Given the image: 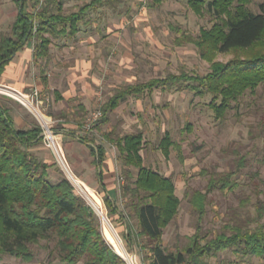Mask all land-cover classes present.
<instances>
[{"label": "rangeland", "instance_id": "374dc122", "mask_svg": "<svg viewBox=\"0 0 264 264\" xmlns=\"http://www.w3.org/2000/svg\"><path fill=\"white\" fill-rule=\"evenodd\" d=\"M89 2L91 0H56L62 15L78 12ZM33 3L34 0L28 2L27 11L33 10ZM101 3L102 6L86 13L85 21L79 25V32L73 39H51L47 57L38 61L43 64L50 58V50L56 46L70 45L69 50L77 55L78 60L85 59L91 64L89 68L97 71L100 82L98 98L87 112H76L81 118L76 123L83 131L87 117L93 112H101L92 131L85 134L97 145H105L111 157L116 156L119 177L124 178V184L126 172L135 174L136 171L123 166L118 158L116 139L141 134L143 139L139 154L143 165L170 178L180 202L176 217L163 231L162 245L174 251L184 247L188 238L196 232L203 245L219 235L231 236L236 228L253 231L264 224V214L257 218V207L264 206V83L244 91L237 101L230 102L229 110L216 117L209 105L212 97L197 95L190 90L193 82L184 81V76H205L214 63L226 64L264 54V45L260 43L249 50L227 53H210L207 50L202 58L194 41L202 29L209 30L217 22L216 18L222 16L207 11L197 14L187 0H102ZM41 4L43 1L39 0L37 8ZM261 4L264 5V0H250L245 8L257 14L261 12ZM16 15L17 8L12 0H0L1 34L10 35ZM34 44H38L37 40ZM208 54H213V57H207ZM68 55L73 58V55ZM150 81L160 84L150 92L128 96L116 108L107 111V121L100 123L104 117L102 108L110 98L125 86ZM43 97L45 100L46 97ZM0 98L4 106L10 100ZM46 102L42 110L53 120L54 131L59 134L62 121L58 114H51ZM27 115L37 127L33 117L28 112ZM64 117L66 120L74 118ZM166 135L173 145L168 155L164 156L158 146ZM41 145L52 159L54 175L65 178L74 193L91 209V201L98 207L126 251L123 222L103 203L105 193L99 187L93 192L80 184L86 193L84 196L67 178L52 152ZM63 155L72 174L66 155ZM225 175L230 176V183L220 189L221 182L217 178ZM195 192L205 194L201 216L190 204ZM128 200L126 198L122 204H115L134 230L136 220L128 207ZM97 217L102 231L103 221L100 216ZM137 242L142 243L141 240ZM31 250L33 259L30 262L0 255V264H63L56 258L53 242L40 241L31 246ZM133 250L126 253L134 255L135 264H148L144 260V251L140 253L137 245ZM203 264H264V256L246 254L239 246L206 256Z\"/></svg>", "mask_w": 264, "mask_h": 264}, {"label": "trees", "instance_id": "16d2710c", "mask_svg": "<svg viewBox=\"0 0 264 264\" xmlns=\"http://www.w3.org/2000/svg\"><path fill=\"white\" fill-rule=\"evenodd\" d=\"M12 1L17 15L11 24L10 35L0 33V76L13 56L29 41L37 40L35 56L38 59L46 58L51 39H73L79 32V25L85 21L86 13L103 5L102 0H91L78 12L62 15L56 0H42L39 8V0H34L32 12L26 10L31 0ZM249 2L187 0L189 7L197 14L207 11L223 17H217V22L209 30L202 29L195 39L194 44L202 58L207 50L210 53H227L249 50L260 43L264 45V5L261 4V12L255 14L246 10ZM53 9L55 11L52 12ZM212 55L208 54L207 57ZM184 81L193 82L190 90L197 95H210L212 100L209 105L215 116L220 117L230 109L231 101H237L244 91L264 83V54L226 64L214 63L205 76H184ZM158 83L150 81L125 86L102 108L104 117L100 123L107 121V111L116 108L128 96L150 92ZM39 133L35 125L26 131L16 130L0 98V255L30 262L33 259L31 246L48 241L53 242L56 258L63 264H126L104 239L98 217L74 193L71 184L65 178H60L56 183L49 181L48 166L28 153L29 147L41 143ZM142 139L141 134H130L115 142L123 166L136 171L135 174L126 172L121 190L122 198L129 199L128 207L136 220V228L133 230L125 221L107 193L103 198L110 213L117 214L123 222L126 251H134V245H137L140 253H146L144 260L148 264H203L204 257L239 246L246 254L264 256V224L253 231L236 228L231 236L219 235L203 245L196 232L181 249L171 251L164 247L163 231L176 217L180 202L175 196L171 179L143 165L139 154ZM79 140L88 146L96 165L100 166L105 157L104 148L86 137ZM172 145L166 135L158 148L167 156ZM217 179L221 182L220 189L230 183L229 175ZM204 199L205 194L195 192L190 201L199 216L203 214ZM257 214V218H261L264 206L257 207Z\"/></svg>", "mask_w": 264, "mask_h": 264}, {"label": "crops", "instance_id": "0c3cea01", "mask_svg": "<svg viewBox=\"0 0 264 264\" xmlns=\"http://www.w3.org/2000/svg\"><path fill=\"white\" fill-rule=\"evenodd\" d=\"M34 47L32 39L13 56L0 76V84L23 93L37 89L45 96L43 104L47 101L51 114H58L62 121L58 138L72 175L90 190L99 187L117 205L122 204L126 201L121 196L124 178L119 177V161L116 156L111 157L107 147L98 144L104 148L105 157L100 166H97L88 146L79 140L87 134L76 123L81 119L76 112H87L98 98L100 82L96 76L97 71L89 68L91 64L85 59L78 60L77 55L74 56V52L69 50L70 45L56 46L55 51L50 50V58L43 64L35 56ZM79 47L82 46L79 44ZM68 54L73 55V58ZM5 103L16 130L26 131L34 126L32 118L19 104L10 100ZM64 115L74 118L66 120ZM86 138L97 145L93 139ZM41 143L29 147L27 151L31 157L48 166L47 179L56 183L60 177L54 175L52 169L55 166Z\"/></svg>", "mask_w": 264, "mask_h": 264}, {"label": "built area", "instance_id": "2783aa9c", "mask_svg": "<svg viewBox=\"0 0 264 264\" xmlns=\"http://www.w3.org/2000/svg\"><path fill=\"white\" fill-rule=\"evenodd\" d=\"M0 96L16 102L33 117L39 129V138L42 144L52 152L64 171L67 170L69 172L59 143V135L54 131V122L42 110L44 97L40 92L37 89H33L28 93H23L0 84ZM100 117V111L91 113L82 126L83 132L87 133L92 131L94 124ZM67 178L69 179L68 175Z\"/></svg>", "mask_w": 264, "mask_h": 264}, {"label": "bare ground", "instance_id": "6f19581e", "mask_svg": "<svg viewBox=\"0 0 264 264\" xmlns=\"http://www.w3.org/2000/svg\"><path fill=\"white\" fill-rule=\"evenodd\" d=\"M68 175L70 181L73 183V185L81 191V193L86 196L84 190L82 189L80 183L75 179V177L70 174L67 170L65 171ZM79 191V192H80ZM93 211L96 215L100 216L101 220L103 221V234L107 240V242L110 244V246L117 251L129 264H135L133 260V256L130 254H127L124 250L121 241L119 240L118 236L114 232L113 228L111 227L110 223L102 216V212L98 209V207L91 201L90 202Z\"/></svg>", "mask_w": 264, "mask_h": 264}, {"label": "water", "instance_id": "95a60500", "mask_svg": "<svg viewBox=\"0 0 264 264\" xmlns=\"http://www.w3.org/2000/svg\"><path fill=\"white\" fill-rule=\"evenodd\" d=\"M88 205V204H87ZM89 206V205H88ZM91 208V207H90ZM94 212V211H93ZM94 214H95V212H94ZM96 215V214H95ZM97 216V215H96ZM102 232V231H101ZM103 235V234H102ZM104 237V236H103ZM105 239V238H104ZM106 240V239H105ZM107 241V240H106ZM119 257H121L118 253H116ZM133 257H134V255H132ZM123 260H124V258L123 257H121ZM125 261V260H124Z\"/></svg>", "mask_w": 264, "mask_h": 264}]
</instances>
